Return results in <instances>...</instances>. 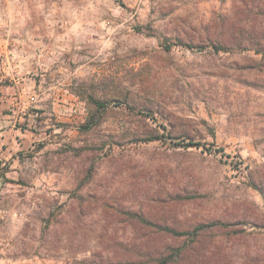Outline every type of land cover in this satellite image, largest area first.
I'll return each instance as SVG.
<instances>
[{
  "label": "rangeland",
  "instance_id": "1",
  "mask_svg": "<svg viewBox=\"0 0 264 264\" xmlns=\"http://www.w3.org/2000/svg\"><path fill=\"white\" fill-rule=\"evenodd\" d=\"M1 33L47 135L0 164V264L198 224L203 260L264 264V0H0Z\"/></svg>",
  "mask_w": 264,
  "mask_h": 264
},
{
  "label": "crops",
  "instance_id": "2",
  "mask_svg": "<svg viewBox=\"0 0 264 264\" xmlns=\"http://www.w3.org/2000/svg\"><path fill=\"white\" fill-rule=\"evenodd\" d=\"M0 34V164L16 163L18 157L34 152L47 133L36 124V117L46 113L37 104L23 105L29 96H35V83L28 76L17 74L9 64L8 51ZM10 65V64H9Z\"/></svg>",
  "mask_w": 264,
  "mask_h": 264
},
{
  "label": "trees",
  "instance_id": "3",
  "mask_svg": "<svg viewBox=\"0 0 264 264\" xmlns=\"http://www.w3.org/2000/svg\"><path fill=\"white\" fill-rule=\"evenodd\" d=\"M183 46H186L188 48L194 47L192 45ZM213 48L215 51H225V48L227 47L224 45H217ZM98 107L102 108L103 105L99 104ZM207 227L208 225L206 226L203 224H198L191 227V232L179 231L175 228L163 227L158 229L157 231L161 232V234L166 235L167 237L169 236L174 240H178L184 235H190L192 236L193 241H183L182 243L180 242L177 244L169 245H151L146 248L142 246L122 247L121 245H119L116 249H114L113 252H111L112 254L110 253V255L109 253L105 254L102 251H96L92 253L85 264H229L225 260L222 262L218 261L216 263L203 260L204 257L202 253H207L210 248H201L200 245L198 246V241L199 237L202 236L203 232H205L204 230ZM213 251L217 253L218 249L215 248Z\"/></svg>",
  "mask_w": 264,
  "mask_h": 264
},
{
  "label": "built area",
  "instance_id": "4",
  "mask_svg": "<svg viewBox=\"0 0 264 264\" xmlns=\"http://www.w3.org/2000/svg\"><path fill=\"white\" fill-rule=\"evenodd\" d=\"M34 103H35V96H29L22 102L23 105L34 104Z\"/></svg>",
  "mask_w": 264,
  "mask_h": 264
}]
</instances>
